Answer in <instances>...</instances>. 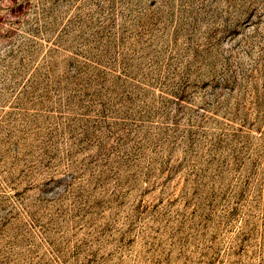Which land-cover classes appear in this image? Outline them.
Returning a JSON list of instances; mask_svg holds the SVG:
<instances>
[{"label": "rangeland", "instance_id": "1", "mask_svg": "<svg viewBox=\"0 0 264 264\" xmlns=\"http://www.w3.org/2000/svg\"><path fill=\"white\" fill-rule=\"evenodd\" d=\"M0 264H264V0H0Z\"/></svg>", "mask_w": 264, "mask_h": 264}]
</instances>
